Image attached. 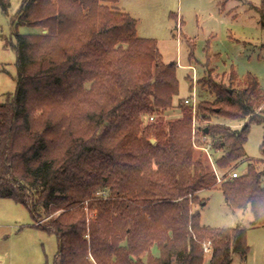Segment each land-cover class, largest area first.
Listing matches in <instances>:
<instances>
[{"label": "trees", "instance_id": "trees-1", "mask_svg": "<svg viewBox=\"0 0 264 264\" xmlns=\"http://www.w3.org/2000/svg\"><path fill=\"white\" fill-rule=\"evenodd\" d=\"M118 1L22 0L13 17L17 87L0 103V198L57 236L55 264H204L208 241L209 264L246 258L247 229H207L195 206L206 203L200 191L220 187L232 208L264 225V168L251 161L231 176L251 125L264 123V90L251 74L242 87L203 79L214 98L199 107L201 129L221 152L218 183L195 147L192 109L179 104L182 117L167 121L161 114L179 94L176 64L138 35ZM0 6L8 13L11 0ZM257 10L264 25V0ZM22 25L48 32L21 33ZM143 115L157 119L144 124ZM223 118L244 124L233 129Z\"/></svg>", "mask_w": 264, "mask_h": 264}, {"label": "rangeland", "instance_id": "rangeland-1", "mask_svg": "<svg viewBox=\"0 0 264 264\" xmlns=\"http://www.w3.org/2000/svg\"><path fill=\"white\" fill-rule=\"evenodd\" d=\"M21 4L22 0H11L8 13L0 6V103L17 87L13 17ZM115 5L137 20L140 37L157 41L165 62L176 64L179 94L174 98V106L161 114L167 121L182 117L183 108L179 104L192 109L195 147L198 153L205 154L221 183L225 173L214 163L221 152L211 148L209 154L201 147L212 143L210 136L203 139L201 128L207 121L200 117L199 107L214 98L209 87L203 85V79L211 75L226 86L242 87L251 74L264 90V25L257 10L262 0H119ZM19 31L48 32L31 25H22ZM186 98L191 102L186 103ZM149 116L143 115L144 124L150 122ZM219 122H226L233 129L244 124L242 120L230 118ZM263 147L264 123H254L245 144L246 156L235 169L245 173L251 161L264 168ZM199 196L206 202L195 206L200 209L203 227L247 229L250 251L246 258L236 253L232 264H264V225L252 224V211L232 208L220 187L203 189ZM61 212L57 211L54 216ZM49 218L45 215L38 223L45 225ZM59 248L57 236L37 227L26 206L10 198H0V264H55ZM151 251L154 256L160 255L158 243ZM206 256L204 264H209L211 252ZM147 258L145 255L146 261Z\"/></svg>", "mask_w": 264, "mask_h": 264}, {"label": "built area", "instance_id": "built-area-1", "mask_svg": "<svg viewBox=\"0 0 264 264\" xmlns=\"http://www.w3.org/2000/svg\"><path fill=\"white\" fill-rule=\"evenodd\" d=\"M195 95V94H194ZM195 97V96H194ZM185 102L186 103H190L191 102V99L190 98H186V100H185ZM156 119H157V116L156 115H150L149 116V118H148V120L150 121V122H153V121H156ZM203 139H207V136H205L204 135V137H203ZM204 150H206L208 153H209V151L211 150V144H209V145H206V146H201ZM210 154V153H209ZM240 175V173L236 170V169H234L233 171H232V173H231V176L232 177H238ZM205 250H206V252H211V243H210V241H208L206 244H205Z\"/></svg>", "mask_w": 264, "mask_h": 264}, {"label": "water", "instance_id": "water-1", "mask_svg": "<svg viewBox=\"0 0 264 264\" xmlns=\"http://www.w3.org/2000/svg\"><path fill=\"white\" fill-rule=\"evenodd\" d=\"M206 131H208V129H206ZM152 141L154 142L155 140H154V139H152Z\"/></svg>", "mask_w": 264, "mask_h": 264}]
</instances>
